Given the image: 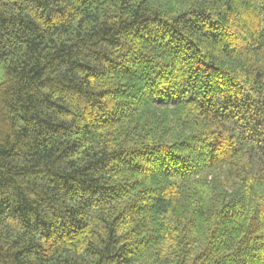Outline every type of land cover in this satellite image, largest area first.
<instances>
[{"label": "trees", "instance_id": "obj_1", "mask_svg": "<svg viewBox=\"0 0 264 264\" xmlns=\"http://www.w3.org/2000/svg\"><path fill=\"white\" fill-rule=\"evenodd\" d=\"M0 264H264V0H0Z\"/></svg>", "mask_w": 264, "mask_h": 264}, {"label": "rangeland", "instance_id": "obj_2", "mask_svg": "<svg viewBox=\"0 0 264 264\" xmlns=\"http://www.w3.org/2000/svg\"><path fill=\"white\" fill-rule=\"evenodd\" d=\"M1 74H2V73H1V70H0V76H1Z\"/></svg>", "mask_w": 264, "mask_h": 264}]
</instances>
